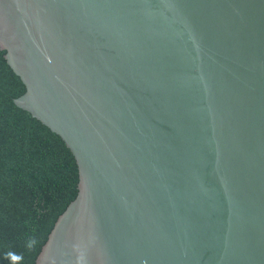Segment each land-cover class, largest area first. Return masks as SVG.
I'll return each instance as SVG.
<instances>
[{"label": "water", "instance_id": "95a60500", "mask_svg": "<svg viewBox=\"0 0 264 264\" xmlns=\"http://www.w3.org/2000/svg\"><path fill=\"white\" fill-rule=\"evenodd\" d=\"M0 56L77 168L34 264H264V0H0Z\"/></svg>", "mask_w": 264, "mask_h": 264}, {"label": "trees", "instance_id": "16d2710c", "mask_svg": "<svg viewBox=\"0 0 264 264\" xmlns=\"http://www.w3.org/2000/svg\"><path fill=\"white\" fill-rule=\"evenodd\" d=\"M23 89L0 56V264H34L77 181L62 139L12 102Z\"/></svg>", "mask_w": 264, "mask_h": 264}, {"label": "clouds", "instance_id": "9594fccd", "mask_svg": "<svg viewBox=\"0 0 264 264\" xmlns=\"http://www.w3.org/2000/svg\"><path fill=\"white\" fill-rule=\"evenodd\" d=\"M33 243H34V241H33ZM29 246H31V244H30ZM9 255H10L11 257H13L14 259H18V258H16V256H15L14 253H10Z\"/></svg>", "mask_w": 264, "mask_h": 264}]
</instances>
